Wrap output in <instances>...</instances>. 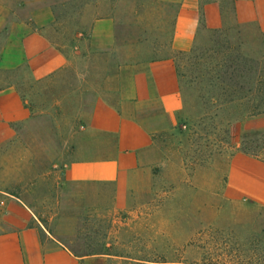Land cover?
Instances as JSON below:
<instances>
[{
  "label": "rangeland",
  "instance_id": "rangeland-1",
  "mask_svg": "<svg viewBox=\"0 0 264 264\" xmlns=\"http://www.w3.org/2000/svg\"><path fill=\"white\" fill-rule=\"evenodd\" d=\"M10 2L14 9L0 13V92L14 85L21 99L29 96L23 89L27 68L21 45L28 32H43L70 62L38 83L30 100V120L9 123L16 133L0 143V190L31 200L50 230L72 231L70 245L78 253L100 254L87 264H264V206L249 203V166L231 169L237 154L251 156L249 144L264 143V29L255 21L236 22L232 0H224L225 25L201 31L189 50L174 53L183 111L171 127L153 95L128 101L133 97L131 72L141 65L131 62L130 56L139 50L124 47L141 39L145 60L162 56L173 29L172 4L73 0L35 9L18 7L15 0L0 4ZM105 15L115 20L116 38L108 51L88 38L92 20ZM74 45L77 52L71 48ZM235 56L248 60L249 83L243 94L258 110L228 125L235 103L227 101L235 100L227 95L229 83L222 85L229 89L220 94L216 78L225 69L224 61ZM123 63L130 72L116 78ZM107 69V97L151 130L159 156L156 164L141 168L130 207L108 214L70 208L39 175L47 162L69 159L71 135L80 124L75 116L94 97L93 87L105 94ZM46 115L55 122H46ZM249 120L260 127L233 135L232 123ZM51 126L59 131V139L38 135ZM170 144L180 148V167L165 164L161 153Z\"/></svg>",
  "mask_w": 264,
  "mask_h": 264
},
{
  "label": "crops",
  "instance_id": "crops-1",
  "mask_svg": "<svg viewBox=\"0 0 264 264\" xmlns=\"http://www.w3.org/2000/svg\"><path fill=\"white\" fill-rule=\"evenodd\" d=\"M68 1L73 0H15V3L21 8L35 9ZM149 1L175 7L172 34L164 45V54L155 58L144 59L141 39L125 45L124 48L139 50L130 55L133 58L130 61L141 65L131 72L133 97L128 101L146 100L153 95L159 101L167 123L173 127L183 111L174 53L189 50L201 31L215 30L225 25L224 0ZM14 7L13 2L4 6L0 4V13L2 10L11 12ZM232 8L236 22L246 24L255 21L264 29V0H232ZM1 19L0 16V24ZM88 38L102 43L108 51L116 38L113 17L105 15L93 19ZM21 45L27 68L24 71L23 89L29 91V96L26 100L21 99L14 85L0 92V123L6 127L0 129V143L15 136L16 132L9 123H26L30 120V100L34 91L39 90L38 83L70 62L67 53L57 48L39 30L25 34ZM71 48L76 52L79 49L78 45ZM129 72V67L123 63L116 78L123 79ZM106 76L105 94L103 90L98 92L93 87L94 97L85 101L75 116L80 124L71 135L69 159L47 162L44 169H39V175L45 179L47 189L54 190L60 202L68 201L70 208L82 206L108 214L130 207L141 168L150 163L156 164L159 156L151 130L132 111L119 108L107 97L109 69ZM46 116V122H55L54 117ZM259 127L252 120L234 122L231 131L234 135L243 128ZM45 128L39 131L40 137H61L55 126ZM57 144L62 153L63 146L59 142ZM161 154L165 156L166 166L174 168L183 165L177 144H170ZM243 165L249 166L251 176L249 203L264 206V161L237 154L231 162V169ZM71 234L72 231L67 229L50 230L28 198L10 190H0V264H87L88 260L100 255L78 252L75 255V248L70 245L72 239L68 237Z\"/></svg>",
  "mask_w": 264,
  "mask_h": 264
},
{
  "label": "trees",
  "instance_id": "trees-1",
  "mask_svg": "<svg viewBox=\"0 0 264 264\" xmlns=\"http://www.w3.org/2000/svg\"><path fill=\"white\" fill-rule=\"evenodd\" d=\"M247 61V59L241 56H235L230 58L228 57V59L224 61L225 64L223 63L225 69L222 73H218V76L216 78V84L222 90L220 94L224 95L226 92V90L224 89L230 88V94L228 93L227 95L231 96L230 98L232 100H235L227 101V103H235L234 110L230 111L231 117L227 120L228 125L232 120L238 119L239 116L250 115L257 112L258 110V105H249V101H245L246 95L243 94L245 86L249 83V65ZM228 83L229 88L227 86L226 88L222 87L223 84L228 85ZM236 112L238 113V115H234ZM225 131L228 133V129H226ZM245 137L246 135H243V139ZM261 137L264 139V134H261ZM250 142L251 141H249V143ZM249 155L264 161V143H257L253 147L252 144H249ZM73 252L75 253V255H77L76 250H74Z\"/></svg>",
  "mask_w": 264,
  "mask_h": 264
}]
</instances>
